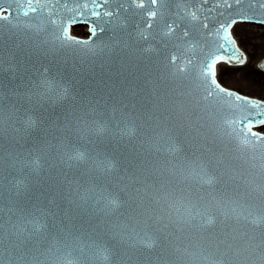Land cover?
Returning a JSON list of instances; mask_svg holds the SVG:
<instances>
[{
    "label": "snow or ice",
    "instance_id": "1",
    "mask_svg": "<svg viewBox=\"0 0 264 264\" xmlns=\"http://www.w3.org/2000/svg\"><path fill=\"white\" fill-rule=\"evenodd\" d=\"M256 25L264 31V0H0V70L5 63L15 70L24 49L61 54L65 63L121 52L159 66L129 90L146 93L154 127L131 167L97 144L106 134L136 137L145 117L135 103L105 114L95 100L77 114L73 83L43 63L24 93H11L41 106L71 101L74 110L46 124L40 112L25 109L12 125L21 138L53 129L60 135L12 160L19 174L7 180L6 202L0 193V264H42L26 251L45 244L53 264H118L113 240L170 249L157 253L156 264H264V100L216 78L220 66L248 62L241 28ZM105 32L108 40L95 44ZM51 149L62 165L66 206L52 198L19 207L31 178L56 166L45 159Z\"/></svg>",
    "mask_w": 264,
    "mask_h": 264
},
{
    "label": "water",
    "instance_id": "2",
    "mask_svg": "<svg viewBox=\"0 0 264 264\" xmlns=\"http://www.w3.org/2000/svg\"><path fill=\"white\" fill-rule=\"evenodd\" d=\"M32 22L36 23L37 21L33 20ZM73 33L83 35L82 32L78 34L77 30H73ZM110 35V32L98 34L95 44L106 42ZM89 39L92 38L90 37ZM10 44L11 42H9V46ZM2 48L3 45L0 44V50ZM27 52L28 49L18 52L19 64L15 70L9 69L7 63L4 64L3 70H0V92L4 93L3 99L0 100V119L4 120L3 130L0 131V193H3L5 202L10 195L7 190L9 187L7 180L19 174V165L16 168L11 167L12 160L24 157L33 147H39L46 140L56 143L54 137L60 135L53 129L48 136H45L43 131H36L28 137L21 138L19 134L13 131L12 127L16 123L17 118L22 117L25 109H35L41 113L47 124L49 120L63 117L65 113L74 110L73 102L71 101L49 107L47 104L41 106L35 99L28 100L23 96L17 98L11 95L13 92L24 93L27 90L30 79L36 78L35 74L41 63L50 65L52 72H59L73 83L77 96L75 101L77 114L82 113L84 105L95 100L101 102L99 107L104 110L105 114L112 106L119 107L122 102L135 103L137 105V114L143 115L145 119H138L137 122L142 124L143 127L138 130L134 139L127 137L123 139L113 138L112 135L106 134L97 144L99 150L115 155L124 166H134L137 159L141 156L139 151L140 141L147 140L148 137L152 136L154 127L152 122L146 120L148 109L150 108L146 93L132 96L129 90H135L134 86L136 84L142 86L145 74L158 71L159 66L155 62L140 60L131 54L121 52L112 56L87 57L78 61L69 59L67 63L64 62L66 58L62 57L61 54L50 53L47 56H42L38 54L28 55ZM249 98L258 101L264 99ZM13 103H15V108ZM125 118L126 112L117 113V119L123 120ZM253 131L256 130L253 129ZM209 146H211V142ZM55 151V149L49 150L45 159L49 160L50 163H56V166L48 168L45 165L38 175L31 178L29 190L23 196L16 198L19 207L31 209L34 204H47V201L52 198H55L56 202L60 204L61 210L66 206V201L63 199L61 191L62 185L59 182L62 165L54 161ZM9 153L12 155H9ZM121 211L125 213V216L122 217L125 220L131 214L127 208L121 209ZM5 219H7V214H5ZM128 224V235L134 236L131 228L136 227L135 222L128 221ZM112 244L115 251L114 259L118 264H156L157 253L167 256L171 251L168 248H162L158 249L157 252H149L139 247L132 248L129 244L118 243L116 240H113ZM33 257L42 262V264H53L56 258L53 253L47 251L46 244L29 245L26 251V258L32 260ZM177 264H184V262L177 261Z\"/></svg>",
    "mask_w": 264,
    "mask_h": 264
},
{
    "label": "rangeland",
    "instance_id": "3",
    "mask_svg": "<svg viewBox=\"0 0 264 264\" xmlns=\"http://www.w3.org/2000/svg\"><path fill=\"white\" fill-rule=\"evenodd\" d=\"M241 34L242 47L249 54L248 62L244 65L220 66L217 78L228 88L248 96L264 98V70L258 66L264 56V31L258 25L248 26L241 28Z\"/></svg>",
    "mask_w": 264,
    "mask_h": 264
},
{
    "label": "bare ground",
    "instance_id": "4",
    "mask_svg": "<svg viewBox=\"0 0 264 264\" xmlns=\"http://www.w3.org/2000/svg\"><path fill=\"white\" fill-rule=\"evenodd\" d=\"M257 26V25H256ZM245 50V49H244ZM246 51V50H245ZM247 52V51H246ZM247 55H248V59H249V54H248V52H247Z\"/></svg>",
    "mask_w": 264,
    "mask_h": 264
}]
</instances>
